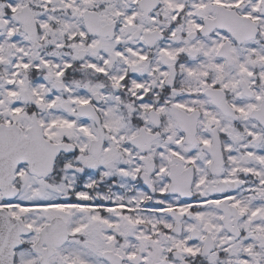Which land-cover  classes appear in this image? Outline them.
Instances as JSON below:
<instances>
[{
  "label": "snow or ice",
  "instance_id": "1",
  "mask_svg": "<svg viewBox=\"0 0 264 264\" xmlns=\"http://www.w3.org/2000/svg\"><path fill=\"white\" fill-rule=\"evenodd\" d=\"M0 264H264V0H0Z\"/></svg>",
  "mask_w": 264,
  "mask_h": 264
}]
</instances>
